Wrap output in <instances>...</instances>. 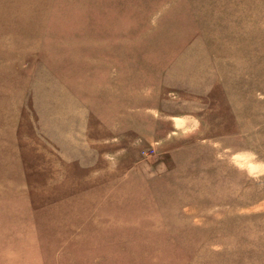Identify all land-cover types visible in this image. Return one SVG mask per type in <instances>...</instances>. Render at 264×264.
I'll return each mask as SVG.
<instances>
[{
  "label": "rangeland",
  "instance_id": "obj_1",
  "mask_svg": "<svg viewBox=\"0 0 264 264\" xmlns=\"http://www.w3.org/2000/svg\"><path fill=\"white\" fill-rule=\"evenodd\" d=\"M0 264H264V0H0Z\"/></svg>",
  "mask_w": 264,
  "mask_h": 264
}]
</instances>
